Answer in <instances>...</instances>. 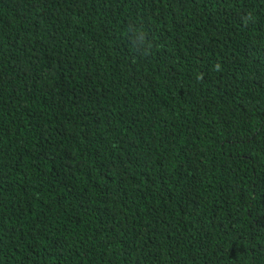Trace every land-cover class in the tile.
I'll return each instance as SVG.
<instances>
[{
	"label": "trees",
	"instance_id": "16d2710c",
	"mask_svg": "<svg viewBox=\"0 0 264 264\" xmlns=\"http://www.w3.org/2000/svg\"><path fill=\"white\" fill-rule=\"evenodd\" d=\"M0 264H264V0H0Z\"/></svg>",
	"mask_w": 264,
	"mask_h": 264
}]
</instances>
